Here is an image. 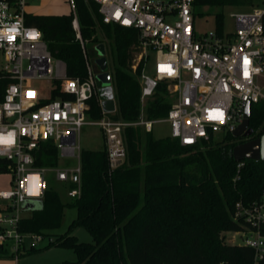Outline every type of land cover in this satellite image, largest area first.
<instances>
[{"label":"built area","instance_id":"1","mask_svg":"<svg viewBox=\"0 0 264 264\" xmlns=\"http://www.w3.org/2000/svg\"><path fill=\"white\" fill-rule=\"evenodd\" d=\"M87 1L98 5L104 24L137 32L133 65L142 61L140 102L152 99L163 84L170 106L162 117L148 118L140 110L137 119L125 120L117 116L113 96L112 112H105L99 100L101 116L90 117L89 100L99 92L74 0H68L69 14L84 58V79L67 78L61 60L60 70L53 71V55L41 31L26 22L28 0H0V157L12 162V188L0 191V200L7 201L0 212V246L13 242L15 254L26 239L29 247L43 240L41 235L17 229L23 203L41 200L47 189L44 175L50 167L34 164L40 142L50 141L63 156L73 157L82 126L96 125L112 171L125 160L127 128L151 133L154 123L166 122L169 137L182 146H195L212 140L214 133H231L243 122L247 103L264 100V0H252L247 11L232 16L234 31L216 29L203 35L194 28L193 0ZM149 51L154 53L152 74L145 73ZM41 79L50 80L47 95L37 88L36 81ZM55 89L62 94L52 97ZM243 164L238 161L237 168ZM54 176L65 185L73 184L67 187L69 197L80 195V163L55 169ZM232 218L240 225L236 232L242 234L241 245L254 250L252 264H258L264 256V192L251 202H235Z\"/></svg>","mask_w":264,"mask_h":264},{"label":"trees","instance_id":"2","mask_svg":"<svg viewBox=\"0 0 264 264\" xmlns=\"http://www.w3.org/2000/svg\"><path fill=\"white\" fill-rule=\"evenodd\" d=\"M251 1L193 0V7L250 5ZM74 4L82 39L103 41L96 34L100 29L108 41L114 61L112 90L117 116L137 119L142 69L141 61L132 70L138 53L137 32L104 24L93 1L74 0ZM215 17L219 29L222 15L216 13ZM71 21L72 15L67 13H30L26 17L28 24L39 28L52 55L64 63L66 77L84 79V58ZM102 93L89 100L90 117L101 116ZM61 94L55 89L52 97ZM169 106L161 84L148 101L146 116L162 117ZM249 126L253 129L249 137H233L229 132L221 141L212 139L195 146H182L169 136L156 139L142 131V147L141 129L127 128L125 160L112 171L108 170L104 144L99 149H82L80 195L63 201L56 190L47 187L39 204L20 218L17 229L46 237L60 227L66 208H75L76 218L44 248L31 247L26 253L53 246L72 249L76 260L60 264H252L253 249L229 244L221 236L240 229L232 218L235 202H251L264 192V159L243 160L237 168V161L229 154L235 145L264 133V100L251 104ZM34 157L35 166L55 167L58 149L43 141ZM11 168L12 162L0 157V173H9ZM77 226L88 231L91 242L79 241L72 234ZM0 253L8 255L3 246ZM258 264H264V256Z\"/></svg>","mask_w":264,"mask_h":264},{"label":"rangeland","instance_id":"3","mask_svg":"<svg viewBox=\"0 0 264 264\" xmlns=\"http://www.w3.org/2000/svg\"><path fill=\"white\" fill-rule=\"evenodd\" d=\"M69 3L68 0H28L27 10L33 14H69ZM249 9V5H246L245 2H241V4L236 6H197L194 7V28L197 34L203 35L210 31H214L218 29L216 22V13H221L222 22L219 25L218 31L220 33H227L234 31L235 24L233 15L238 12H244ZM98 36H101L100 40H86L85 46L89 55L90 60L92 61V66L94 68V77L97 84V90L101 94L103 88V82L101 80L102 74L106 71L110 74L112 79V68L114 66V61L111 59L109 55L108 41L104 38V35L100 29H98ZM104 45V53H101L99 46ZM136 54V53H135ZM148 59H146L145 64V73L152 74L153 70V61H154V53L152 51L148 52ZM105 55L107 59V67L105 70H102L98 64L97 59L101 56ZM3 63V57L0 54V66ZM26 62H24L25 64ZM59 59L53 56L52 67L53 71L60 70L58 69ZM135 63V60H134ZM135 67V68H134ZM137 66H132V70H135ZM113 81V80H112ZM139 81V76H138ZM36 85L38 90L42 92V94L47 95V91L49 86L51 85L49 79H41L36 81ZM151 100V99H149ZM149 100H145L143 103L140 102V110L145 113L146 106ZM153 138H164L169 136L170 130L169 125L166 122H156L153 124L152 132L150 133ZM227 133L224 131L217 132L213 134L214 141H221L226 136ZM142 141L141 147L144 144V133L141 131ZM103 146V136L102 131L96 125H84L82 126L79 134L76 137V156L73 157H65L60 152H58V163L55 167H50L51 171L45 173L44 178L46 181V185L49 188H52L58 192L62 200H70L67 195V185L59 182L55 179L54 170L61 169L65 167H73L80 163V159L78 158V150L82 149H99ZM12 174L11 173H0V191H9L12 188L11 185ZM142 192V191H141ZM30 214V211H22L21 216H27ZM76 218V209L75 208H66L64 212V216L59 228L49 232L46 237H43V240L40 243H36L34 248H44L50 238H54L56 235L63 233L67 230L68 225L71 221ZM72 234L75 235L79 241L91 242L92 237L88 233V231L81 227L77 226L73 229ZM222 237H224L225 241L229 244H242V234L237 233L236 231H226L223 232ZM30 241L25 240L20 249L24 252L22 254H15L14 257L19 259L17 264H60L64 260H76L75 252L66 247L62 246H53L46 249H42L33 253H26L29 247ZM4 251L6 253H11L13 242H8L3 245ZM25 248V249H23ZM25 250V251H24ZM20 251V250H19ZM13 253V252H12ZM10 260H4L5 262L11 261L12 264H16L13 261V258L9 256ZM1 263V261H0Z\"/></svg>","mask_w":264,"mask_h":264},{"label":"water","instance_id":"4","mask_svg":"<svg viewBox=\"0 0 264 264\" xmlns=\"http://www.w3.org/2000/svg\"><path fill=\"white\" fill-rule=\"evenodd\" d=\"M99 49L101 53H104V45H100ZM96 62L102 70L106 69L107 59L105 55H101ZM101 80L103 82L102 108L105 112H112L115 105L110 74L105 71L101 76ZM250 111L251 106L249 103H247L245 118L243 122L231 132L233 137H249L253 133V129L249 126ZM229 154L237 162L242 160L258 161L260 159H264V133L258 138L249 139L245 142L235 145ZM39 202L40 200H28L23 203L21 210L30 211L34 209L39 204Z\"/></svg>","mask_w":264,"mask_h":264},{"label":"crops","instance_id":"5","mask_svg":"<svg viewBox=\"0 0 264 264\" xmlns=\"http://www.w3.org/2000/svg\"><path fill=\"white\" fill-rule=\"evenodd\" d=\"M103 144H104V140H103ZM63 201H66V200H63ZM6 204H7V201H4V200H0V212L5 208V206H6ZM23 249H25V248H23ZM20 251H19V253H24L21 249H19ZM25 251V250H24ZM8 255L10 254H12V256H10V258L12 257L13 258V261L17 264L18 262H19V259L18 258H16V257H14V255H15V253H12V251H11V253H7ZM16 254H18V253H16ZM8 255H6V254H4V253H0V261H1V263L0 264H12V262L11 261H7V262H5L4 260H10V259H7V258H9V256Z\"/></svg>","mask_w":264,"mask_h":264}]
</instances>
